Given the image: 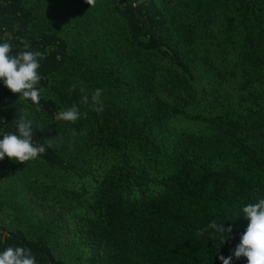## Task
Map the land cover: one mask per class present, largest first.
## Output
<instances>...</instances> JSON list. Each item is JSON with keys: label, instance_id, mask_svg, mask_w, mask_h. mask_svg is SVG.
I'll list each match as a JSON object with an SVG mask.
<instances>
[{"label": "trees", "instance_id": "16d2710c", "mask_svg": "<svg viewBox=\"0 0 264 264\" xmlns=\"http://www.w3.org/2000/svg\"><path fill=\"white\" fill-rule=\"evenodd\" d=\"M3 42L44 58L39 105L0 81V139L31 121L46 151L0 161L14 214L0 252L30 249L36 264H221L234 252L242 208L264 198V0H0ZM73 104L80 119L59 120ZM212 221L232 227L225 242L198 235Z\"/></svg>", "mask_w": 264, "mask_h": 264}, {"label": "clouds", "instance_id": "9594fccd", "mask_svg": "<svg viewBox=\"0 0 264 264\" xmlns=\"http://www.w3.org/2000/svg\"><path fill=\"white\" fill-rule=\"evenodd\" d=\"M90 7H94L96 0H84ZM12 46L9 42L0 43V81L12 93L18 94L19 100L31 101L39 105L42 89L37 85L41 79L38 74L39 61L44 58L40 51H22L11 55ZM76 84L72 85V89ZM83 93L85 89L82 87ZM102 89H96L91 94V107L93 111L102 112ZM82 103L89 104V96L82 97ZM81 113L76 104L57 113L61 121L75 124L80 119ZM15 123V121L13 122ZM43 145L33 143L31 121L21 120L11 133H6L0 139V161L7 157L10 161L25 164L33 161L45 153ZM242 217L248 222L247 228L240 236V242L234 252L227 258L220 256L221 264H232L233 256L236 259L246 258L247 264H264V198H259L255 203H248L242 208ZM225 223L212 221L206 228L201 229L198 235H203L208 229L214 230L225 242L233 229L224 227ZM0 264H36V259L30 249L23 247H8L0 252Z\"/></svg>", "mask_w": 264, "mask_h": 264}, {"label": "rangeland", "instance_id": "374dc122", "mask_svg": "<svg viewBox=\"0 0 264 264\" xmlns=\"http://www.w3.org/2000/svg\"><path fill=\"white\" fill-rule=\"evenodd\" d=\"M13 163V161H8L5 167L11 166ZM3 173V169L0 166V203L4 206L0 213V227L4 228L5 225H13L11 219H13L14 214L10 212L11 206L8 198L13 193V189L10 188L11 184L9 182L3 180Z\"/></svg>", "mask_w": 264, "mask_h": 264}, {"label": "built area", "instance_id": "2783aa9c", "mask_svg": "<svg viewBox=\"0 0 264 264\" xmlns=\"http://www.w3.org/2000/svg\"><path fill=\"white\" fill-rule=\"evenodd\" d=\"M0 235L3 237V236H7L6 234L4 235V233H3V231H2V229L0 228Z\"/></svg>", "mask_w": 264, "mask_h": 264}]
</instances>
